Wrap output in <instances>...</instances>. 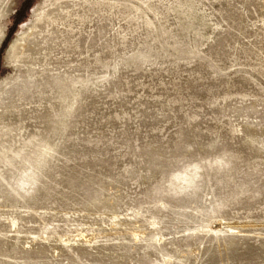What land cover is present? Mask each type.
Returning <instances> with one entry per match:
<instances>
[{"label": "rangeland", "instance_id": "obj_1", "mask_svg": "<svg viewBox=\"0 0 264 264\" xmlns=\"http://www.w3.org/2000/svg\"><path fill=\"white\" fill-rule=\"evenodd\" d=\"M25 2L0 0V264H264V0Z\"/></svg>", "mask_w": 264, "mask_h": 264}, {"label": "trees", "instance_id": "obj_2", "mask_svg": "<svg viewBox=\"0 0 264 264\" xmlns=\"http://www.w3.org/2000/svg\"><path fill=\"white\" fill-rule=\"evenodd\" d=\"M32 2H33V0H26V2L24 4V10L25 11H27V8L31 5ZM20 12H21V9L17 12L16 18H19L18 15L20 14ZM25 14H26V12L25 13H22L20 19L23 18L25 16Z\"/></svg>", "mask_w": 264, "mask_h": 264}]
</instances>
